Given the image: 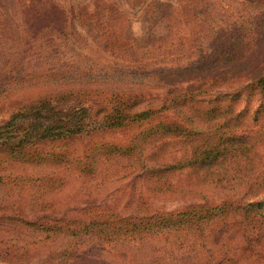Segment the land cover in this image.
<instances>
[{
  "label": "rangeland",
  "instance_id": "1",
  "mask_svg": "<svg viewBox=\"0 0 264 264\" xmlns=\"http://www.w3.org/2000/svg\"><path fill=\"white\" fill-rule=\"evenodd\" d=\"M153 68L145 84L128 71ZM263 75L264 0H0V264H215L223 253V264H264L262 217H203L233 192L264 198V89H250ZM173 88L191 90L196 101L182 103L231 104L223 118L247 136L244 148L222 165L150 174L134 164L137 151L105 149L99 161L102 140L127 153L135 137L154 139V122L88 136L100 108L138 97L156 106ZM180 111L160 115L178 122ZM65 113L86 125L70 143L79 158L90 148L81 174L34 154L51 148L41 134ZM165 150L168 162L191 154Z\"/></svg>",
  "mask_w": 264,
  "mask_h": 264
},
{
  "label": "trees",
  "instance_id": "2",
  "mask_svg": "<svg viewBox=\"0 0 264 264\" xmlns=\"http://www.w3.org/2000/svg\"><path fill=\"white\" fill-rule=\"evenodd\" d=\"M195 63L199 62H193L191 64L181 66L177 65L175 67H171L168 71L180 74L181 71H187L189 69V65H194ZM108 71L109 70H103V72L99 74L98 78L103 79V77L109 73ZM128 71H130L129 73L133 74L134 78L132 79L135 80L136 84H145L142 82V79H144L148 73H153L155 68L151 70L140 69ZM118 72L123 73L124 71L116 70V73ZM256 80L255 86L251 87L250 89L251 91L259 89V92H262V89H264V75ZM189 85H191L189 87H195L193 83ZM82 93L87 94L90 92L82 91ZM187 95H190L191 97L188 100L186 99ZM151 99L154 100L155 97ZM158 99L162 100V103L156 106L146 107V105L149 103H141L145 101V97H138L136 99H132L130 103H128V101H126L127 103L123 101L121 103L114 104L115 107H111V111L110 109L103 107L98 110L102 113L101 117H99V121H96L95 123L93 121L88 123L90 124V128H87L85 132L88 136L97 135L98 130L105 131L114 128L124 130L127 128H133L136 125H140L142 122H154L153 129L150 131V135L154 137V139L150 140L147 137H139L137 139V137H135L136 143L135 145H133V143L129 144L127 149L129 152L127 153L120 152L122 149H126L122 144L123 141L114 144L102 140L100 143L101 148H99V150L104 149V155H102L99 161H102L104 158H106L104 157L106 156L105 149H112L116 151L113 156H129L131 155L130 153L137 151L136 155L134 156V164L138 165L140 168H145L146 170L144 171H150V174L152 173L151 171H163L165 168L177 166L179 168H184L186 166L194 168L197 167L201 161L208 167H212L216 164L222 165L233 156L236 150L244 148L242 145L245 143V138L247 136L245 134H237L235 132L232 133L228 131L227 128L229 127V122L226 121V118H223L224 114H228V106L231 104L225 105L227 106V109H223L222 106L224 105H218L215 107H199L197 103H182L185 101H196L195 98L192 97L191 90H187L185 88H183V90L179 88L169 89L168 93H166L163 97H159ZM171 107L177 111L181 110V117L179 118L178 122H169L167 119L165 120L161 118L160 114L167 111ZM34 109L35 108H31L32 112H34ZM81 109L86 111V108L84 107ZM75 110L77 109H74L73 111ZM237 115L240 116L241 113L234 114L235 117H237ZM153 116H157L158 120H152ZM66 117L68 118L69 115L65 113L63 117L59 118V121L56 124L57 127L52 129L46 127L44 133L41 134V136L51 137L49 139L51 148L48 150H46V147L40 149L37 148L34 154H42L43 157L41 159L44 160L52 158L58 161H65L67 163L74 162L79 169V173L81 174L84 170V168H82V164H85L87 151L90 148L81 147L84 154L83 158H79L80 155L77 154L75 147H70V143L74 142V139L79 133L81 134L83 131H85L83 129L86 128V125L83 127L80 123H77L78 120H75L74 123L70 121L71 118L66 120ZM213 120H215V123H212ZM37 125H42V123ZM50 130L51 134L48 133ZM56 130H59L60 132L57 133ZM55 135H57L56 138ZM179 144H181L184 149L187 150L188 148V150L191 151L190 156L186 154L171 162L164 161V155H162V152L167 151L165 150V147L177 146ZM243 151L244 150L242 149L241 152ZM113 158L114 157H112V159L108 158V160L112 162L114 161ZM148 161L150 162L149 169L145 164V162ZM231 171H233L232 168H225V172ZM38 179L45 180V177H39ZM219 180L221 179H217L216 181ZM233 194H237L239 197L232 199V201H230L226 207L224 204L226 201L221 205L214 206L213 209H211L203 217H210L211 215L217 216L218 214L226 215V213L231 214L238 212L243 216V219H246L248 217L247 213L253 212V215H257L258 217H262L264 219V203H262L264 198L257 201L249 200L250 196L248 190H245L242 193L233 192ZM193 215L197 216V212H194ZM238 224L240 227V222ZM92 225L93 222L83 223L82 230H88ZM107 227L108 225L106 226V231L110 230V233H115L114 226L113 229H107ZM66 230L71 234L75 232V229H70L68 226L66 227ZM242 236L245 238L243 233ZM225 261L229 262L230 259L225 253H223V256L218 261H216L215 264H223Z\"/></svg>",
  "mask_w": 264,
  "mask_h": 264
}]
</instances>
